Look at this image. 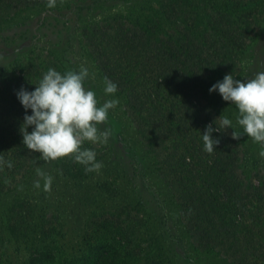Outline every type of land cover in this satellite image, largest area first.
Returning a JSON list of instances; mask_svg holds the SVG:
<instances>
[{"label": "trees", "instance_id": "16d2710c", "mask_svg": "<svg viewBox=\"0 0 264 264\" xmlns=\"http://www.w3.org/2000/svg\"><path fill=\"white\" fill-rule=\"evenodd\" d=\"M47 3L0 0V25L18 12L43 11L49 8ZM258 3L133 0L126 3L121 14L100 17L114 6L56 0V6L43 16L58 20L78 15V23H82L79 44L99 76L117 85L124 111L179 209L192 245L219 256L222 264H264V172L255 163L249 168L245 155L249 140L235 124L233 129L211 133L219 140L211 154L204 150L202 139L206 127L219 128L218 118L224 116L209 89L226 74L238 76L242 55L264 20V9H259ZM92 13L95 15L86 18ZM73 22L67 23L68 27ZM50 68L67 72L57 58L46 54L33 65L34 73L0 81V157L6 162L0 165V196L16 191L40 160L38 152L29 151L23 144L21 126L24 116L32 113L24 109L17 93L21 88L34 91ZM32 130L33 126L27 128ZM233 130L241 133L238 140L232 138ZM54 163L70 180L81 181L91 174L71 157ZM100 188L109 190L103 182ZM116 210L91 215L83 237L84 250L62 264H126L135 260L141 248L134 235L142 220L130 218L129 210ZM29 213L23 200L14 202L5 221L9 232H30L33 221ZM34 251L38 258L39 254L47 255V251ZM145 256L146 261L157 260L149 264L161 263L156 251Z\"/></svg>", "mask_w": 264, "mask_h": 264}, {"label": "rangeland", "instance_id": "374dc122", "mask_svg": "<svg viewBox=\"0 0 264 264\" xmlns=\"http://www.w3.org/2000/svg\"><path fill=\"white\" fill-rule=\"evenodd\" d=\"M130 1L133 0H86V3L114 6L102 13V17L121 14ZM258 7L264 9L262 0H259ZM252 10L253 7L248 13ZM45 13H49V8L18 12L0 25V81L34 73L31 70L39 63L40 57L52 54L67 71L78 72L81 67L88 69L85 88L95 92L101 105L110 99L119 100V104L109 110L107 123L99 125L101 130L111 129L108 142H85L82 146L96 152L97 161L103 164L99 173L91 172L81 181L70 180L55 167L57 160L46 163L40 159L16 191L0 196V264H30L32 260L34 264H62L84 250L86 240L83 237L90 216L116 209L129 210L126 213L130 218L142 220L134 235L141 248L140 255L135 260L129 259L126 264L156 262L155 258L145 260V253L153 251L160 254V264H222L219 256L192 245L182 227L179 209L158 177L151 156L145 152L133 122L124 111L122 97L117 93H104V80L79 44L78 29L82 23H78L76 12L68 19L58 20L50 16L45 20ZM72 22L73 26L68 27L67 23ZM242 58L239 74L234 79L246 82L264 72V20L258 24L252 44ZM219 81L222 80L218 79L216 83ZM213 100L218 111L243 131L236 123V106L224 101L218 91H213ZM245 137L249 140L245 148L249 168L255 163L264 172V157L260 156L264 145L253 142L246 134ZM37 167L53 177L50 192L43 190V180L36 174ZM38 179L41 187L35 188ZM102 182L107 183L109 190L100 188ZM20 200L27 203L33 221L31 231L25 235L10 233L5 226L12 204ZM35 248L47 251V255L39 254L41 257L38 258Z\"/></svg>", "mask_w": 264, "mask_h": 264}, {"label": "clouds", "instance_id": "9594fccd", "mask_svg": "<svg viewBox=\"0 0 264 264\" xmlns=\"http://www.w3.org/2000/svg\"><path fill=\"white\" fill-rule=\"evenodd\" d=\"M47 6L54 8L56 0H48ZM89 77L87 68L77 71L69 70L64 74L48 69L36 85L35 90L25 89L17 93V98L25 110L31 109V115L24 116L21 126L23 144L31 152H38L40 159L51 162L71 157L74 162L85 166V172H97L102 169V162L96 160L94 150L83 148L85 142L106 144L112 135L110 128L101 130L99 125L108 121L109 110L114 109L119 100H106L102 105L94 91L85 88ZM104 93L114 95L117 85L104 78ZM218 91L222 99L234 104L238 109L236 123L243 128L244 134L253 142L264 145V72L254 78L241 82L226 74L222 81L212 85L209 92ZM219 128L206 127L202 135L204 150L211 154L219 140L213 139L211 133L220 129L232 128V120L225 116L219 118ZM33 126L31 132L27 131ZM233 139H239L241 133L233 130ZM264 157V151L260 152ZM6 163L0 157V165ZM11 168V162H7ZM36 174L43 180V190L51 191L53 177L37 167ZM35 188H40L38 179Z\"/></svg>", "mask_w": 264, "mask_h": 264}]
</instances>
